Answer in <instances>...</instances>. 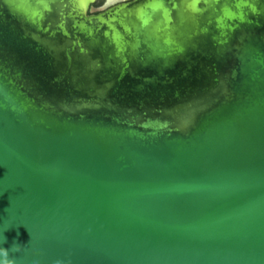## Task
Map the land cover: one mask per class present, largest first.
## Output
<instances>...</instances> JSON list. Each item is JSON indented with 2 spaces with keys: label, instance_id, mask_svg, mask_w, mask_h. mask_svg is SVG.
Returning <instances> with one entry per match:
<instances>
[{
  "label": "water",
  "instance_id": "water-1",
  "mask_svg": "<svg viewBox=\"0 0 264 264\" xmlns=\"http://www.w3.org/2000/svg\"><path fill=\"white\" fill-rule=\"evenodd\" d=\"M0 0V264H264V0Z\"/></svg>",
  "mask_w": 264,
  "mask_h": 264
},
{
  "label": "flooded vegetation",
  "instance_id": "flooded-vegetation-1",
  "mask_svg": "<svg viewBox=\"0 0 264 264\" xmlns=\"http://www.w3.org/2000/svg\"><path fill=\"white\" fill-rule=\"evenodd\" d=\"M133 0H95L94 3H92L89 6L88 9V15H96L99 13H102L106 10H108L109 8L121 4V3H128L131 2Z\"/></svg>",
  "mask_w": 264,
  "mask_h": 264
},
{
  "label": "clouds",
  "instance_id": "clouds-1",
  "mask_svg": "<svg viewBox=\"0 0 264 264\" xmlns=\"http://www.w3.org/2000/svg\"><path fill=\"white\" fill-rule=\"evenodd\" d=\"M57 264H61V262H57Z\"/></svg>",
  "mask_w": 264,
  "mask_h": 264
}]
</instances>
